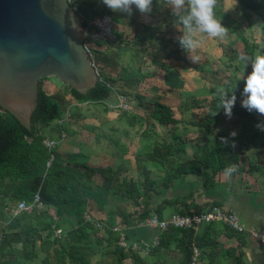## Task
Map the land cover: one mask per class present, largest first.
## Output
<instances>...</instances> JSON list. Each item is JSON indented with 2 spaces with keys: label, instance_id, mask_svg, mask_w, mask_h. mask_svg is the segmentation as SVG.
Masks as SVG:
<instances>
[{
  "label": "trees",
  "instance_id": "obj_1",
  "mask_svg": "<svg viewBox=\"0 0 264 264\" xmlns=\"http://www.w3.org/2000/svg\"><path fill=\"white\" fill-rule=\"evenodd\" d=\"M236 1L241 10V16L237 20L228 22L227 14L217 7L216 19L229 29L228 36L234 35L242 43L246 57L255 59L257 56H263V42H251L247 32L252 34V28L257 25L264 37V0ZM70 3L83 19L109 14L118 22L121 18L128 16L123 13H114L106 7L100 8L102 3L98 0H73ZM217 6H221V0H218ZM158 12L164 15L162 23L145 24L144 29L132 39L147 42L150 46H155L162 51L174 43L170 22L174 16L171 10ZM84 25L88 28L86 21ZM115 35L117 39L112 41H98L91 44L93 60L100 74V81L94 89L87 94H81L64 85L65 91L71 96L73 102L102 104L108 110L107 104L117 103L119 95L116 91L117 83L125 82L127 72L133 65L138 69L143 68L145 62L141 63L139 54L137 58L132 56L129 62L119 65L115 58L117 53L115 54L114 50L111 51L110 47L113 44L117 46L124 44V39L118 37L117 33ZM232 53L229 57L230 61H237L238 56H234L237 51L232 49ZM230 77L235 76L230 75ZM45 80L48 79L41 82L38 105L31 119V130L24 127L10 113L0 111V235L2 236L0 264H88L85 250L92 243L100 246L106 244L107 248H113L112 253L117 256L119 264H122L133 252L119 246L120 234L114 231L111 225H107L104 236H100V231L93 221L86 219L88 201L94 197L92 193L97 191L101 194V202H98V205L103 208L109 192L107 189L98 187L93 180L98 169L87 166L85 163L65 160L58 152V147L49 150L44 144L48 138L60 140L61 129L56 122L62 119L66 112L64 103L49 96L44 90ZM228 85L229 82L225 84L227 87L224 93H227L229 98L235 95L238 101L241 98L238 91L240 86L230 88ZM136 97L142 98L140 95ZM219 103L220 95L214 96L210 102L192 97L190 101H183L178 106V110L182 114L191 115L194 119L191 124L194 127L214 134V127L219 126L221 117L225 114L223 109L217 107ZM153 109L149 113L150 117L159 125L166 127L172 136V141L169 143L166 141L164 144L166 150L164 159L169 160L173 156V146H180V149L184 151L185 143L183 137L179 135L182 120L175 118L176 112L170 105L157 102ZM232 113L237 119L242 120L244 135L230 137L228 132L216 133L214 142L197 146L193 159L188 161L189 167L185 171L180 168L171 169L165 178L168 180L172 176L177 177L174 172L197 176L211 172L216 175L224 172L230 165L238 163L239 147L250 143V136L258 128L257 125L264 126V116L255 112L250 113L246 109L233 108ZM123 114L130 127H134L136 123L144 124V117L134 118L132 113L127 111ZM52 124H56L57 127H52ZM144 137H146L145 134H143ZM222 137L227 138V144L221 141ZM233 144L235 147L232 146ZM150 156L156 157L155 153ZM72 157L78 156L72 155ZM102 172L104 177L110 174L112 179L115 178V173L109 168ZM115 186L117 185H113L112 188ZM119 188L125 189L126 194L131 197L136 195L132 199L136 201L137 206H143L141 219H148L151 215L149 191L141 185L137 186L136 191L131 190L126 181L119 185ZM36 196L40 197L44 210L39 211L34 208L31 212H24L15 218L7 213V208L19 202L34 204ZM120 216L125 219L128 217L124 212ZM64 225H69L71 229L64 231V236L59 239L55 235L56 229H62ZM126 238H129V234H126ZM40 254L44 255L43 259H38ZM132 257L137 262L139 257L135 255Z\"/></svg>",
  "mask_w": 264,
  "mask_h": 264
},
{
  "label": "crops",
  "instance_id": "obj_2",
  "mask_svg": "<svg viewBox=\"0 0 264 264\" xmlns=\"http://www.w3.org/2000/svg\"><path fill=\"white\" fill-rule=\"evenodd\" d=\"M221 3L226 8L225 13L227 16L230 15L231 20H237L241 16L240 6L236 0L232 1L229 8L224 1L221 0ZM166 10L171 9L158 3L157 0H153V11L149 17L143 16L133 8L131 16L121 18L118 22L114 20V34L117 33L118 37H122L124 44L118 46L113 44L110 50L117 53L118 58H115L120 66L127 63L125 59H131L133 54L138 51L143 54L144 60H148V57L152 58L151 67H159L163 73L173 69V67L165 69L164 62L166 60L162 59L163 57L168 58L173 55L172 52L180 50L176 47L180 46L178 34L183 29L180 25H176L174 17L170 19L174 43L166 50L159 51L147 42L132 39L144 29L145 24L162 23L164 15L159 14L158 11ZM256 29L262 31L256 25L252 28V35ZM201 36L202 33H199L200 38H202ZM204 36V42L208 47L217 39L208 38L205 34ZM227 38L232 39L231 36ZM115 39H117L116 35ZM144 67L145 64L142 69ZM198 69L206 72L209 66L202 65ZM174 70L179 73L177 69ZM156 72L158 71L156 70ZM132 73L131 68L127 72L125 82L120 81L116 86L122 84L129 86ZM147 76L149 79L152 77L150 73ZM157 89L160 88L157 87ZM160 101L161 99H157L151 104L154 106ZM107 107L110 109L108 104ZM85 108L87 109V107L81 109L73 106L71 118L64 123L67 138L60 142L57 149L65 160L79 162L77 157L71 158V156H82L83 161L79 163H85L87 166L98 169L93 179L95 184L109 190L103 208L98 205V202H101V194L97 191L92 193L94 197L88 201L86 219L93 221L100 231V236H104L105 227L111 225L114 231L120 234V239L124 237L127 243L150 246L151 250L148 253L126 249L133 253L122 264H189L190 243H195L200 250L199 264H264V246L261 243L237 234L221 223L204 224L191 231H162L142 227L141 223L145 221L141 219L143 206L135 204L136 201L132 197L135 198L136 195L131 197L126 194L125 189L119 188V185L126 181L131 190L136 191L139 185L147 189L149 191V209H151L149 218L157 215L166 220L173 215H185L218 206L235 212L246 227L264 231V133L260 128H256L255 132L251 134L249 144L239 147L240 158L238 163L234 164L237 166V171L231 177L225 176L224 172L216 175L206 172L203 176L174 172L177 177L172 176L168 179L171 181L169 182L165 178L168 172L177 168L185 171L189 167L188 161L193 159L197 146L206 142H214L216 133L228 132L230 137L233 132L236 133L235 137L244 135L242 120L237 119L234 115L229 119L224 114L219 126L214 127L213 134L194 127L191 124L194 119L190 114L180 113L179 116L175 114L176 119L182 120L179 135L183 137L185 146L184 151L180 149V146H173V156L166 160V158L164 159L166 153L164 144L166 141L168 143L172 141V136L167 128L164 131L165 127L161 125L155 127L154 120L150 115L132 114L134 118L144 117L145 120L143 125L136 123L134 127H130L123 113L103 116L100 114L90 115L85 113ZM149 118L153 120L152 123ZM147 123L150 125L148 126ZM238 125L242 128V133H240ZM159 126L164 130H158ZM144 127L145 130L142 129ZM143 134L146 137L143 138ZM153 135L156 137L155 140L152 139ZM186 135H191L193 138H187ZM153 153L156 155L155 158L150 156ZM106 168L113 170L115 178L112 179L110 174L106 177L103 176L102 171ZM82 170L86 169L82 168ZM115 184L117 186L112 188ZM168 208H171L173 212L167 214ZM122 212L128 215L127 219L120 216ZM62 229L67 232L71 228L69 225H64ZM126 234H129L128 239ZM163 237H165L164 240H162ZM157 240L160 241L159 245H156ZM112 250L113 248H107L106 244L100 246L92 243L85 250L86 260L88 264H119L117 256L112 253ZM87 251H93L92 255L94 256L95 253L97 259L92 258V255ZM133 255L139 257L137 262L132 257Z\"/></svg>",
  "mask_w": 264,
  "mask_h": 264
},
{
  "label": "water",
  "instance_id": "obj_3",
  "mask_svg": "<svg viewBox=\"0 0 264 264\" xmlns=\"http://www.w3.org/2000/svg\"><path fill=\"white\" fill-rule=\"evenodd\" d=\"M88 34L70 0H0V111L31 130L42 80L81 94L94 89L100 74Z\"/></svg>",
  "mask_w": 264,
  "mask_h": 264
},
{
  "label": "rangeland",
  "instance_id": "obj_4",
  "mask_svg": "<svg viewBox=\"0 0 264 264\" xmlns=\"http://www.w3.org/2000/svg\"><path fill=\"white\" fill-rule=\"evenodd\" d=\"M222 1H224L226 6L229 8L231 7L230 5H232L233 0ZM103 7L105 6L100 5V8ZM217 9H220L222 12H225L226 10V8L223 7V3H221V6H217ZM229 17L230 15L226 19L228 22H230L231 20ZM182 34V31H180L178 35L181 36ZM201 37L202 38L199 37V33L195 34V38H197L198 40H202L199 41V48L197 49V51L192 54L194 59L197 56L199 57L198 61L194 63L190 59L189 54L186 51H184L180 46L176 47L180 50H176V52H172V56L162 59L166 60L164 62L166 66L165 69H167V66L171 68L173 67L172 70L165 73H163L159 69V67H151L150 63L152 62V58L148 57V60H144L142 53L138 52L133 54V57L136 58L138 54H142L140 60L141 63L145 62V67L144 69H138L133 65L134 67H132V78H130L129 80L130 85L128 86L122 84L119 85L116 89L119 95H125L129 99L130 109L128 110V112L132 114L137 113L140 115L149 116V113H151L154 108L153 104L151 103H154L155 101H157V99H161L160 102L166 103L173 107L174 111L176 112V116H179L180 111L178 110V105H180L181 102L186 100L190 101L192 100V97H196V99L200 101L212 100L214 96H221V94H224V91L227 87H225V84H227L228 82V86L230 88H237L240 86L238 91L241 94V98L236 101L234 109H245L241 106L242 100L244 99V97L242 96V92L245 86V80L247 76L252 72L251 62H249L246 66L244 62H238V58L237 61H230L229 59V57L233 54L232 49H235L237 51L234 56H246L242 44L239 43L234 35H231L232 39L226 38L221 40L217 38L214 42L210 43V47H208L204 42L205 36L203 33ZM248 37L250 38L251 42L260 43L262 41V44H264V37H262V34L258 29L254 31L253 35L248 31ZM125 61L128 62L130 61V59H125ZM146 62L148 63V66L146 65ZM202 65H208V71H200V69L198 68ZM174 69H177L179 73H177V71H175ZM156 70L158 72H156ZM148 73H150L152 76L150 79L147 76ZM230 75L235 77H230ZM157 87L160 89H157ZM43 88L49 96L61 100L64 103L66 110L69 109V112L72 115L73 101L71 100V96H69L67 94V91H65L66 89L64 88L66 87H64V84H62L56 78H49L48 80L44 81ZM136 95H140L142 98L138 99ZM115 105L116 104L109 103L108 106L110 107V109L106 111L105 105L96 106L92 104L91 106H89L88 104L83 103L81 105V109L82 107H87V109L85 108V113H89L90 115L100 114L103 116L122 114L123 111L112 108V106ZM149 119L150 123H152L153 120H151V118ZM150 123H147L148 126L150 125ZM154 125L156 127L159 125V123L154 121ZM52 127L56 128L57 125L52 124ZM237 127L240 133H242V128L240 127V125H238ZM138 129L141 128L138 127ZM142 129L145 130V127ZM164 129L160 128V126L158 127V130L166 131V127ZM119 130H122L121 127L119 128ZM146 131H148V129H146ZM262 132L264 133V131ZM186 137L193 138L191 135H186ZM152 139H156L155 135H153ZM77 160L79 162H82V156H78ZM171 212H173V210L171 208H168L167 214ZM29 249H31L30 245ZM87 253L92 255L93 251H87ZM43 258L44 255L40 254L38 259ZM92 258L97 259V255L94 253V256L92 255ZM36 263H39V261H36Z\"/></svg>",
  "mask_w": 264,
  "mask_h": 264
},
{
  "label": "clouds",
  "instance_id": "obj_5",
  "mask_svg": "<svg viewBox=\"0 0 264 264\" xmlns=\"http://www.w3.org/2000/svg\"><path fill=\"white\" fill-rule=\"evenodd\" d=\"M100 2L112 12L128 16L133 14V8L145 17H149L153 11V0H100ZM157 2L171 9L172 15L176 17V25H180L183 29V34L178 37L179 45L189 54L194 63L199 59L198 56L194 59L192 55L199 48V41L195 38V34L203 33L208 38L221 40L228 37L229 29L216 19L215 9L218 0H157ZM238 62H244L246 66L251 62L252 66V72L245 80L242 92L244 99L241 106L250 113L255 112L264 116V56L252 59L240 55ZM236 99L235 95L229 98L227 93L220 96L217 107L223 109L229 119L232 117ZM257 127L264 131V126L257 125ZM230 135L235 137L236 133L233 132ZM221 141L228 143L227 138L222 137ZM232 146L235 147V144ZM236 171L237 166L230 165L224 170V175L231 177Z\"/></svg>",
  "mask_w": 264,
  "mask_h": 264
},
{
  "label": "built area",
  "instance_id": "obj_6",
  "mask_svg": "<svg viewBox=\"0 0 264 264\" xmlns=\"http://www.w3.org/2000/svg\"><path fill=\"white\" fill-rule=\"evenodd\" d=\"M73 0H70V2ZM88 23L89 34L85 37L84 45L89 52L91 58L93 59V54L91 52V44L98 41H112L115 39V21L109 14L96 15L92 19H84ZM94 61V60H93ZM95 63V62H94ZM96 66V65H95ZM82 103L75 102L72 106H77L81 108ZM114 109H119L123 112H128L130 109L129 99L125 95H118L117 103L112 106ZM71 118L69 109L66 110L65 115L62 119L58 120L56 124L61 129L60 140H54L48 138L44 141L45 146L51 150L63 142L66 137V131L64 128L65 121ZM34 208L39 211L44 210V205L40 201V197L36 196L34 204L28 205L26 202L22 201L18 204L11 206L6 209L7 213L15 218L20 216L24 212H31ZM221 223L225 225L230 230L236 232L237 234L244 235L247 238L257 240L261 245L264 246V231L255 228H248L242 224L239 216L228 209H224L218 206H213L204 209L199 212L188 213L185 215H173L169 219H161L159 216L155 215L151 218L143 221L141 223L142 227L160 229L162 231L169 230H184L191 231L204 224ZM99 226V225H98ZM100 227V226H99ZM55 235L57 238L64 236V231L62 229H56ZM2 241V236L0 235V243ZM160 241H156V245H159ZM191 245V258L189 264H199L201 253L198 246L195 243H190ZM119 246L124 249H132L134 251H144L146 253L150 252L151 248L148 244L141 246L138 243L129 244L126 242L125 238L122 237L119 241Z\"/></svg>",
  "mask_w": 264,
  "mask_h": 264
}]
</instances>
